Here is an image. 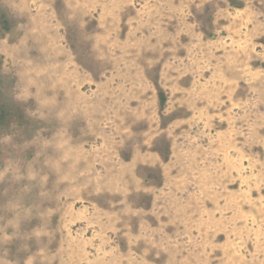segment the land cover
Returning <instances> with one entry per match:
<instances>
[{
    "label": "rangeland",
    "instance_id": "374dc122",
    "mask_svg": "<svg viewBox=\"0 0 264 264\" xmlns=\"http://www.w3.org/2000/svg\"><path fill=\"white\" fill-rule=\"evenodd\" d=\"M0 264H264V0H0Z\"/></svg>",
    "mask_w": 264,
    "mask_h": 264
}]
</instances>
